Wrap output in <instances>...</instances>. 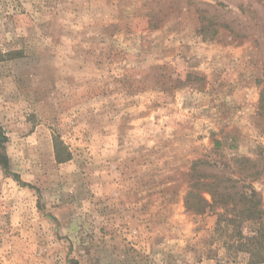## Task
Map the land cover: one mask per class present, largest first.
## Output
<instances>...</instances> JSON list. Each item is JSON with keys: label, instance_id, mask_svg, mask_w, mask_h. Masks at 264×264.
<instances>
[{"label": "rangeland", "instance_id": "obj_1", "mask_svg": "<svg viewBox=\"0 0 264 264\" xmlns=\"http://www.w3.org/2000/svg\"><path fill=\"white\" fill-rule=\"evenodd\" d=\"M0 131V264H252L264 0H0Z\"/></svg>", "mask_w": 264, "mask_h": 264}, {"label": "trees", "instance_id": "obj_2", "mask_svg": "<svg viewBox=\"0 0 264 264\" xmlns=\"http://www.w3.org/2000/svg\"><path fill=\"white\" fill-rule=\"evenodd\" d=\"M4 139H5V137L0 131V167L6 175H11L9 172L8 159H7L6 155H4L1 152L3 149ZM12 177L14 179L16 178V176H12ZM193 196H194V194L192 192H189L185 198V206L187 209H193L194 211H197V213H202V210H201L202 206L212 208V204L211 205L208 204L207 201H205L204 199H201V198L199 199L198 204H195V206H194V203L191 200L193 198ZM255 196H257V193L254 191L251 192L250 198L254 199ZM250 198L249 199L247 197L244 198V200L245 199L248 200L247 201L248 202L247 208L244 212L246 213L247 219L259 221L262 218V216L264 215V213L262 210L257 208L259 206V201L250 200ZM212 201H213V203H216V200H214V196H212ZM263 238H264V234L260 235V233H259L258 236L250 238L248 240V242H258V241H260V239L262 241ZM246 252H247V254L250 255L252 264L264 263V251L262 250V248L252 249V250L247 249Z\"/></svg>", "mask_w": 264, "mask_h": 264}, {"label": "crops", "instance_id": "obj_3", "mask_svg": "<svg viewBox=\"0 0 264 264\" xmlns=\"http://www.w3.org/2000/svg\"><path fill=\"white\" fill-rule=\"evenodd\" d=\"M262 264H264V263H262Z\"/></svg>", "mask_w": 264, "mask_h": 264}]
</instances>
